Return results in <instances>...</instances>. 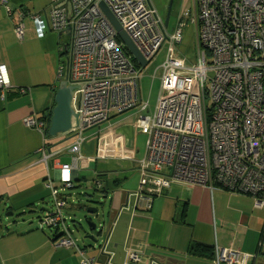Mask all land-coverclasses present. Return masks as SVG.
Returning <instances> with one entry per match:
<instances>
[{
  "label": "built area",
  "instance_id": "2783aa9c",
  "mask_svg": "<svg viewBox=\"0 0 264 264\" xmlns=\"http://www.w3.org/2000/svg\"><path fill=\"white\" fill-rule=\"evenodd\" d=\"M60 1L52 0L47 23L39 13L31 15L38 37L48 28L61 32L71 26L68 82L76 86L71 99L75 116L72 128L62 135L75 139L68 147L72 163L58 167L61 186L49 175L46 178L54 208L38 218L40 229L58 231L54 244L74 248L80 264H94L95 258L85 254L65 222L68 199L62 189L73 186L72 171L81 159L91 162L108 153L107 139L86 138V130L113 114L148 107L142 101L138 68L100 9L101 1L149 61L169 41L153 114L141 113L135 122L147 133L145 153L138 161L141 198L149 205L153 195L179 182L250 195L255 208L264 209V0H195L190 19L195 26L194 56L182 48V19L170 32L165 17L149 0H71V19L65 6L55 5ZM0 4L12 14L10 0ZM25 15L17 12L14 32L20 40ZM65 70L64 63L60 78ZM11 88L8 68L0 63V100ZM28 91L18 89L20 94ZM24 123L43 136L47 133L44 115H30ZM41 151L48 164L52 154L45 147ZM120 153L129 159L135 156L133 149ZM251 256L216 245L214 262L247 264ZM127 258L139 264L141 255L129 250Z\"/></svg>",
  "mask_w": 264,
  "mask_h": 264
},
{
  "label": "crops",
  "instance_id": "0c3cea01",
  "mask_svg": "<svg viewBox=\"0 0 264 264\" xmlns=\"http://www.w3.org/2000/svg\"><path fill=\"white\" fill-rule=\"evenodd\" d=\"M149 1L167 20L170 0ZM191 1L195 4V0H174L166 24L170 32L182 19L184 35V28L186 30L191 22L183 15L188 12ZM10 2L14 8L11 15L0 4V63L7 66L12 85L6 98L0 100V209L12 214L19 212L21 219L4 223L0 216V264H80V256L74 248L54 244L55 229H40L37 225L41 213L49 210L45 204L51 199L44 182L49 175L61 186L58 167L72 163L68 147L75 139L62 134L51 137L48 132L43 136L24 123L26 117L41 116L55 106V93L61 78L56 77L51 64L56 61V53L65 63L63 43H68L69 36L61 39L59 32L51 28L43 37L36 34L31 15L39 13L47 23L52 0ZM20 10L28 11L22 44H7L8 36L15 34L14 24ZM172 17L177 21L170 29ZM184 42L185 35L182 41L185 50ZM193 44L195 47V41ZM38 58L45 64L41 62L37 66ZM21 87L29 91L20 94ZM132 110L136 112L113 114L110 120L84 134L86 138L102 135L109 142L108 153L91 162L81 159L72 171L73 187L70 189L82 183L84 188L100 192L111 204L103 252L98 243L74 238L85 254L95 258L94 264H132L127 258L129 250L140 253L139 264H215L213 256H198L188 251L190 245L198 241L214 248L217 245L240 249L252 255L247 264H264V242L260 235L264 229L260 213L264 209L254 207L252 196L175 182L161 194L154 195L150 207L147 199L142 201L138 192V161L145 147L139 156L137 143L139 133L144 131L137 127L133 117L137 112L138 115L144 111L149 113L151 109L149 105L144 110L139 107ZM42 147L52 154L48 164L43 160ZM125 148L134 150V159L121 155ZM67 189L62 191L69 201L73 193ZM68 206L67 203L65 208ZM102 228L103 233L106 222Z\"/></svg>",
  "mask_w": 264,
  "mask_h": 264
},
{
  "label": "rangeland",
  "instance_id": "374dc122",
  "mask_svg": "<svg viewBox=\"0 0 264 264\" xmlns=\"http://www.w3.org/2000/svg\"><path fill=\"white\" fill-rule=\"evenodd\" d=\"M194 3L191 1V3L187 6L188 13V19H191V16L194 15ZM177 21L176 17L171 18V22L169 24V28L172 29L173 24ZM184 35H185V42L183 46L185 47V50L188 52L189 55L194 56L196 48L194 47V41H195V26L190 23L189 27L185 30L184 28ZM58 38V33L56 34ZM58 44H60L59 38H58ZM7 44H22L21 40L18 38L16 33L12 36L9 35L7 38ZM168 49H169V41H165L158 51V53L149 61V63L144 68H138V74L140 76V88H141V95H142V101L147 103L148 106L150 105L151 111L149 113L143 112L144 114H153L154 107L157 103L158 96L161 91L162 86V80L161 75L163 72L162 64L167 59L168 55ZM49 61V59H47ZM41 62L44 63L43 59L38 58V65H41ZM40 64V65H39ZM51 66L53 67V71L55 72V75H59V68L61 66H64V63L61 62L58 53H56V61L54 64L52 63ZM136 111L131 110L128 113L134 114ZM126 113V112H125ZM123 114V113H120ZM141 113H139L140 115ZM137 112V116L133 117V120H136L139 116ZM86 134V133H85ZM146 140H147V133L141 132L138 135V149H139V156L142 155V151L144 147H146ZM140 183V178H139ZM60 184V183H58ZM84 184L76 183V187L71 189H67V191L71 190L72 195L69 196L68 201V207L65 208V217L67 219V224L72 232V236L74 238H77L80 242L82 240L92 241L89 238H85V235L89 233V226L87 224L86 216L91 219L93 222H97L98 225L100 222L104 220V225L106 222V229H104L102 235L99 237V243L103 244L105 241V233L108 228V221H109V211L111 208L110 201H107L105 198L102 197V194L98 191H95L93 188L86 187L84 188ZM86 191V195L81 194ZM68 193V192H67ZM76 194V196H75ZM254 203V202H253ZM47 209L51 210L54 208L53 206V199L49 198L47 201ZM88 207H97L99 209V213H88L87 208ZM254 209V208H253ZM255 211V209H254ZM258 211H255L257 213ZM11 211H7L5 209H0V216L2 217L4 223H8V221L12 222L15 218L18 219L19 212H15L14 214H10ZM262 214V218L264 219V210L260 213ZM71 215V217H70ZM13 223V222H12ZM38 225V221H37ZM264 227V223L262 228ZM105 228V226H104ZM262 229H260L261 231ZM261 235V234H260ZM259 235V237H260Z\"/></svg>",
  "mask_w": 264,
  "mask_h": 264
},
{
  "label": "water",
  "instance_id": "95a60500",
  "mask_svg": "<svg viewBox=\"0 0 264 264\" xmlns=\"http://www.w3.org/2000/svg\"><path fill=\"white\" fill-rule=\"evenodd\" d=\"M174 0H170L169 3V12L166 20V24H168L170 12L172 9ZM58 6H65L67 8L68 18L71 19L72 16V4L71 0H62ZM99 7L109 20L111 25L116 30V33L119 39L122 41L123 45L128 49L131 56L139 63L141 68H144L148 63L149 60L146 59L143 54L139 51L137 46L134 44L132 39L129 37L127 32L123 29L119 21L115 18L113 13L110 11L108 6L104 2L99 3ZM71 34V26H68L65 30L59 32V37L61 39L64 35L70 36ZM65 47V53L68 52V43H63ZM65 65L66 70L64 72L63 77L58 83L57 90L55 93V106L52 109V115L49 121V126L47 129L48 134L51 137H56L59 134L66 133L72 128V117L75 116L74 110L71 106V99H72V91L76 87L73 84L68 82V57L65 58ZM88 213H99V209L97 207H88ZM12 214V212H11ZM86 222L89 226V233L85 235V238H89L93 243H98V246L101 251H104L107 237L105 236V241L103 244L99 243V237L102 235V226L103 223L99 226L97 222H93L87 216Z\"/></svg>",
  "mask_w": 264,
  "mask_h": 264
},
{
  "label": "trees",
  "instance_id": "16d2710c",
  "mask_svg": "<svg viewBox=\"0 0 264 264\" xmlns=\"http://www.w3.org/2000/svg\"><path fill=\"white\" fill-rule=\"evenodd\" d=\"M11 3V2H10ZM21 11V10H20ZM27 12L28 11H23V13H26V15H27ZM25 15V17L24 18H26L27 16ZM17 23V21L15 22V24ZM15 24H14V28H15ZM124 47V51L131 57V60L133 61V63H134V65L136 66V67H138V68H141V66L139 65V63L131 56V54H130V52L128 51V49L125 47V46H123ZM63 54H65V52L63 53ZM52 109L53 108H49L48 110H47V112H46V114H45V117H46V120H47V122L49 123V121H50V118H51V115H52ZM138 168H139V166H138ZM139 173H140V171H139ZM73 187V186H72ZM71 188V187H70ZM69 188V189H70ZM144 194H147V192L146 191H144ZM156 195V194H155ZM154 196V195H153ZM153 196H152V198H153ZM250 196V195H249ZM152 198H151V200H152ZM144 199H142V201H143ZM141 203V202H140ZM147 204H148V201H147ZM150 204H151V201H150ZM150 204L148 205V207H150ZM144 206H145V204H144ZM255 207V206H254ZM258 209V208H257ZM184 212H185V209H184ZM181 217H183V212H182V214H181ZM55 232H56V234L54 235L55 236V238L57 237V233H58V231L57 230H55ZM54 238V239H55ZM261 241L262 242H264V229L262 230V233H261ZM261 249V247L259 248V250ZM191 254H193V255H198V256H213L214 257V255H215V248L212 246V245H210V244H208V243H203V242H198V241H194L191 245H190V247H189V250H188ZM261 251V250H260Z\"/></svg>",
  "mask_w": 264,
  "mask_h": 264
},
{
  "label": "clouds",
  "instance_id": "9594fccd",
  "mask_svg": "<svg viewBox=\"0 0 264 264\" xmlns=\"http://www.w3.org/2000/svg\"><path fill=\"white\" fill-rule=\"evenodd\" d=\"M66 56H67V53H66ZM9 73V72H8ZM60 78V77H59ZM46 114V113H45ZM45 114H43L44 116H45ZM48 126H49V123H48ZM47 129H48V127H47Z\"/></svg>",
  "mask_w": 264,
  "mask_h": 264
},
{
  "label": "flooded vegetation",
  "instance_id": "af4514ba",
  "mask_svg": "<svg viewBox=\"0 0 264 264\" xmlns=\"http://www.w3.org/2000/svg\"><path fill=\"white\" fill-rule=\"evenodd\" d=\"M64 218H65V222L67 221V219H66V217H65V215H64ZM67 223V222H66ZM68 225V224H67Z\"/></svg>",
  "mask_w": 264,
  "mask_h": 264
}]
</instances>
